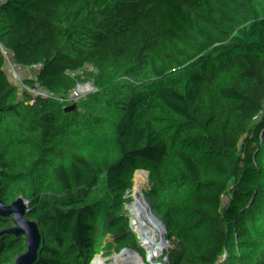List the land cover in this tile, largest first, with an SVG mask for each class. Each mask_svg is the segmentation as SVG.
<instances>
[{
    "label": "trees",
    "instance_id": "16d2710c",
    "mask_svg": "<svg viewBox=\"0 0 264 264\" xmlns=\"http://www.w3.org/2000/svg\"><path fill=\"white\" fill-rule=\"evenodd\" d=\"M0 196V264H264V0H0Z\"/></svg>",
    "mask_w": 264,
    "mask_h": 264
},
{
    "label": "built area",
    "instance_id": "2783aa9c",
    "mask_svg": "<svg viewBox=\"0 0 264 264\" xmlns=\"http://www.w3.org/2000/svg\"><path fill=\"white\" fill-rule=\"evenodd\" d=\"M2 196H0L1 200ZM243 214L241 212H237L233 216V223L239 221L242 219ZM58 218L54 214V212H46V213H40L36 219H34L28 227L22 229V232L25 234H36L46 227H48L50 224L57 222ZM0 227L4 228H10L12 227L8 222L4 221L2 218H0Z\"/></svg>",
    "mask_w": 264,
    "mask_h": 264
},
{
    "label": "water",
    "instance_id": "95a60500",
    "mask_svg": "<svg viewBox=\"0 0 264 264\" xmlns=\"http://www.w3.org/2000/svg\"><path fill=\"white\" fill-rule=\"evenodd\" d=\"M37 239V235L35 234L33 237H30L29 240H35Z\"/></svg>",
    "mask_w": 264,
    "mask_h": 264
},
{
    "label": "rangeland",
    "instance_id": "374dc122",
    "mask_svg": "<svg viewBox=\"0 0 264 264\" xmlns=\"http://www.w3.org/2000/svg\"><path fill=\"white\" fill-rule=\"evenodd\" d=\"M239 221L236 222V224L238 223Z\"/></svg>",
    "mask_w": 264,
    "mask_h": 264
}]
</instances>
